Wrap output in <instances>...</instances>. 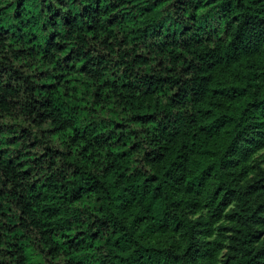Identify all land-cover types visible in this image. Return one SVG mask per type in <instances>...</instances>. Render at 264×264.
Masks as SVG:
<instances>
[{
  "label": "trees",
  "instance_id": "1",
  "mask_svg": "<svg viewBox=\"0 0 264 264\" xmlns=\"http://www.w3.org/2000/svg\"><path fill=\"white\" fill-rule=\"evenodd\" d=\"M264 0H0V264H264Z\"/></svg>",
  "mask_w": 264,
  "mask_h": 264
},
{
  "label": "rangeland",
  "instance_id": "2",
  "mask_svg": "<svg viewBox=\"0 0 264 264\" xmlns=\"http://www.w3.org/2000/svg\"><path fill=\"white\" fill-rule=\"evenodd\" d=\"M253 157L256 158L260 162L261 167L264 168V147L256 151Z\"/></svg>",
  "mask_w": 264,
  "mask_h": 264
}]
</instances>
